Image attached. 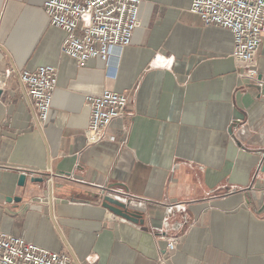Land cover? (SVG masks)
<instances>
[{
    "label": "crops",
    "instance_id": "obj_1",
    "mask_svg": "<svg viewBox=\"0 0 264 264\" xmlns=\"http://www.w3.org/2000/svg\"><path fill=\"white\" fill-rule=\"evenodd\" d=\"M45 1L0 0V231L72 264H264V41L253 80L193 0H142L112 78L100 59L79 68L61 54ZM42 66L59 69L45 124L20 80ZM105 90L128 96L126 114L88 146L85 97ZM111 194L143 223L103 208Z\"/></svg>",
    "mask_w": 264,
    "mask_h": 264
},
{
    "label": "built area",
    "instance_id": "obj_2",
    "mask_svg": "<svg viewBox=\"0 0 264 264\" xmlns=\"http://www.w3.org/2000/svg\"><path fill=\"white\" fill-rule=\"evenodd\" d=\"M141 4L142 0H46L44 11L48 24L67 34L61 46L62 55L74 60L79 68L100 59L106 63L108 76L113 78L118 54L131 46L134 33L141 26ZM190 12L198 16L205 27L215 26L231 32L234 59L245 70V77L256 79L259 74L256 56L264 41V0H193ZM58 77L59 69L55 66L20 73V80L42 124L48 120ZM85 105L90 111L85 141L93 146L107 139V130L113 121L125 116L128 96L105 90L102 94L87 95ZM117 198L130 208L135 203L126 195H117ZM174 207L178 212L185 210L184 205L170 209ZM169 230H174V226L168 218L161 231ZM177 244L178 237L170 239L168 251H175ZM72 262L66 252H52L0 231V264Z\"/></svg>",
    "mask_w": 264,
    "mask_h": 264
},
{
    "label": "water",
    "instance_id": "obj_3",
    "mask_svg": "<svg viewBox=\"0 0 264 264\" xmlns=\"http://www.w3.org/2000/svg\"><path fill=\"white\" fill-rule=\"evenodd\" d=\"M3 95V91L0 89V99ZM29 179L28 174L22 172L19 174L18 178V187H25L26 183ZM31 182L34 183H43L44 179L42 177H36V178H30ZM21 202L22 199L19 197L16 198H8V202ZM103 208L111 212L113 215L120 217L126 221L133 222V223H143L142 220V214L138 211L133 210L130 208L127 204L121 202L118 198L117 195L113 196L111 195H105L103 197V202H102Z\"/></svg>",
    "mask_w": 264,
    "mask_h": 264
}]
</instances>
